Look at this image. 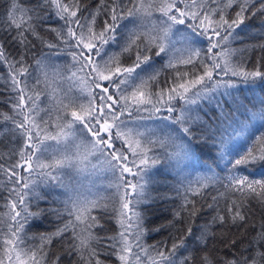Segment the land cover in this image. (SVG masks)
Instances as JSON below:
<instances>
[{"label": "snow or ice", "instance_id": "snow-or-ice-1", "mask_svg": "<svg viewBox=\"0 0 264 264\" xmlns=\"http://www.w3.org/2000/svg\"><path fill=\"white\" fill-rule=\"evenodd\" d=\"M45 3L52 5L56 15L64 21L63 28L51 30L56 32L65 50L71 49L68 55L75 71H71L67 78L79 84L81 92L88 96V104L77 106L74 100L64 103L56 100L53 94L50 97L53 107H41V94L34 91L35 86L30 88L28 84L32 74L25 63L24 54L19 59H11L4 45L0 44V63L8 65L9 86L16 94L10 101L14 115L5 116L4 119L11 120L13 125L8 132L22 141L18 152L14 153L19 159L10 167L0 164V174L12 186L9 189L12 199L7 205L10 223L0 239V247L5 251L8 264H42L46 257L45 245L37 250L21 247L22 233L29 219H38L41 215V212L30 211L29 194L40 198L35 193V181L30 178L39 175L44 181L65 187L63 170H83L84 163L90 157L98 160L102 157L101 167L110 171L116 181L118 208L113 210L117 213L121 231L118 238L109 239L113 241L111 254L117 257L120 264H143V261L148 264H194L193 253L207 245L213 236V227L223 225L226 215L217 211L199 227L197 234L192 222L200 209L185 195L182 204L173 212V219L186 222L188 226L182 230V235L174 238L171 248L164 250L163 247L156 249L153 246L155 255H152L149 248L140 243L144 229L143 215L139 210V206L149 199L146 186L151 178L150 173L161 163V156L153 153L152 146L165 149L169 160L195 158L213 137L207 131L199 137L194 134L191 123L200 121V117L190 115L193 111L190 106H199L201 101L211 102L220 89H225L222 96H231L228 90L236 88L233 81L215 77H242L244 82H248L249 78L253 82L256 79L264 81V71L259 68L248 71L242 66H234L230 59L232 50L228 47L230 41L238 37L236 29L244 24L245 13H264V0L259 7L250 4V0H127V4L123 0H112L111 5L101 0L96 12H90L88 17L78 16L81 10L79 0H45ZM234 4L239 11L234 19L229 20L225 10ZM101 10L107 19L103 28L97 31L96 16ZM17 11L22 13L19 19L15 16ZM31 12L21 8L14 0L12 11L8 13V22L16 29L12 39L25 51L30 44L28 35L42 39L34 27ZM156 12L159 16H154ZM174 34L181 37L182 47H176V41L172 39ZM202 41H207L203 56L202 50L196 47ZM110 45L118 46L120 53L109 55L106 46ZM46 46L49 49L57 48V44L52 42H46ZM254 47L264 50V44ZM122 53H134L135 59L129 66L120 64L118 57ZM153 56L161 61L166 58V63L156 68ZM41 63L37 61L38 66ZM179 65L191 66V72L177 70L171 86L152 91L154 84L158 86L163 69H177ZM35 83L38 85L40 81L37 79ZM181 101L183 104L178 109L177 104ZM216 105L223 109L228 101H217ZM162 111L167 115H158ZM53 112L56 113L55 119ZM141 112L148 115L133 116V113ZM125 114L134 122L158 120L160 123L154 128L140 123L129 127L128 121L122 119ZM259 118L264 120V112L259 114ZM77 125L80 126L79 134ZM141 128L144 130L141 131ZM158 132L164 133V136L161 137ZM256 139L261 145L259 151L250 148L234 163L230 162L233 173L241 165L264 161V133ZM116 141L121 142L120 147H117ZM225 143L222 138L221 158L225 156ZM169 145L176 150L167 153ZM212 178L197 180L198 186L195 188L189 184L185 193L202 195L203 189L208 187L205 181ZM227 179L225 187L229 191L239 192L242 196L254 194L264 199V180H249L246 176L235 174ZM212 199L213 203L208 207L215 209L217 197ZM107 207V204L96 200H80L70 195L65 201V211L70 219L41 239L51 244L53 239L71 232L68 254H79L83 260V252L87 251V264H102L91 243L97 239L92 229L99 226V220L92 211L98 208L106 210ZM53 211L57 217L61 216L59 211ZM225 211L233 225L240 222L243 226L246 215L241 204L232 200ZM235 243L232 241L233 245ZM253 243L264 248V224ZM257 257L264 260V252L257 251L256 255L245 258V264H257ZM0 264H5V260L0 259ZM201 264H211L207 255L201 257ZM226 264L239 262L233 259Z\"/></svg>", "mask_w": 264, "mask_h": 264}, {"label": "trees", "instance_id": "trees-1", "mask_svg": "<svg viewBox=\"0 0 264 264\" xmlns=\"http://www.w3.org/2000/svg\"><path fill=\"white\" fill-rule=\"evenodd\" d=\"M14 0H0V44L4 45L6 52L11 59H19L21 54L25 56V63L29 66L32 74L28 80L29 87H34V91L39 92L41 107L51 108L53 103L50 97L54 94L55 99L64 103L74 100L75 105L88 104V96L81 92L79 84L70 80L72 59L68 55L71 49L65 50L55 31L64 26V21L56 15V9L46 4L45 0H15L19 6L25 10H32L33 24L39 37L28 35L30 41L28 49L25 51L16 41L12 39L16 35V29L8 22V13L12 11ZM262 0H250V4L259 7ZM81 10L78 16L88 17L90 12H96L101 0H79ZM112 0H105V4L111 5ZM127 4V0H123ZM239 11L237 5L225 10L226 18H235ZM21 12H15L17 19L21 17ZM244 24L236 29L239 34L231 40L228 47L232 50L231 63L234 66H242L244 70L253 71L259 68L264 71V50L254 47L264 44V13L257 12L256 15L245 13ZM159 16V13H154ZM107 19L103 10L96 16L95 30L103 28L104 20ZM83 23V20H82ZM176 47L183 46L180 36L173 35ZM42 40L44 42H42ZM46 42L57 44V48L49 49ZM202 50V56L207 50V41H202L196 45ZM109 55L119 54L120 48L116 45L106 46ZM219 51V49H217ZM107 59V57H105ZM120 64L129 66L135 59V55L122 53L118 57ZM41 61V65H37ZM156 68H161L166 63V58L161 61L153 56ZM191 72V66L179 65L177 69H163L158 78V86L154 84L152 91H159L160 88H167L176 79V71ZM45 73L47 74L45 76ZM81 75H83L81 73ZM223 80H231L236 84V88L229 89L231 96H222L225 89H220L216 97L211 102L201 101L199 106L191 105L193 111L190 115L195 118L200 117V121H193L191 127L194 134L199 137L207 131L213 138L208 141V146L202 148L195 158L183 160H169L166 158L165 149L158 145L152 146L153 153L161 156V163L152 169L150 181L146 186V194L149 197L146 203L139 206L143 215L144 234L141 236L140 243L149 248L152 255H155L153 246L156 249L171 248L175 237L183 234V229L188 226L186 222L174 221L173 212L182 204L185 195L200 209V213L194 218L192 227L197 231L200 226L208 222L216 212L226 215L223 225L213 227V236L207 241L206 246H201V250L193 253L195 256L194 264H201V257L207 255L211 264H226L227 261L237 260L239 264H245V258L256 255L257 251L264 252V248L253 243L254 238L264 224V199L256 195L242 196L239 192L229 191L225 186L228 184V177L235 174L246 176L249 180H264V161L250 162L241 165L232 171V163L244 155L248 149L254 148L257 152L261 147L257 143V137L264 133V120L259 118V114L264 112V81L256 79L254 82L249 78L244 82L242 77L219 76L215 77ZM39 80L37 85L35 82ZM106 83V82H102ZM8 65L0 63V164L10 167L19 156L18 152L22 141L11 135L8 129L13 127L11 120H5V116H13L11 100L16 95L10 88ZM98 91V90H97ZM228 101V105L223 109L217 107L216 102ZM183 104L181 101L177 108ZM43 115V113H41ZM207 114V115H205ZM148 113H133V116H147ZM158 115H167L161 112ZM56 113H52L55 119ZM47 118V117H46ZM122 119L128 121V126L133 127L134 123H140L148 128H154L160 123L158 120H143L134 122L132 118L125 114ZM205 122L207 124L205 125ZM178 127V126H177ZM80 126L77 125L79 134ZM236 130L234 133L233 130ZM141 131L144 128L140 129ZM171 131V129H168ZM161 137L164 133L158 132ZM173 136L176 133H172ZM225 140V156L221 158L220 140ZM155 139V137H153ZM179 143V141H177ZM117 147L121 146L120 141H116ZM176 149L169 145L167 153H172ZM96 157H90L83 165V170L64 169L62 180L65 187H57L54 182L44 181L39 175H33L30 179L35 181V193L40 197L36 199L30 193L27 198L31 212H41L38 219H29L22 233L23 247L25 250H37L45 245V260L42 264H87L89 253L83 252V260L79 254L69 255L68 250L71 244V232L63 237L52 240L47 244L41 237L55 232L70 217L65 211V201L71 195L80 200H96L102 204H107V209H93L92 214L99 220V226L92 229V234L97 239L91 241L96 249L102 264H120V261L112 253L110 245L113 243L110 237H117L121 231L118 223L117 213L113 210L118 208L116 204V181L110 171L101 167L100 161ZM232 162V163H230ZM92 165H96L95 168ZM27 175L26 173H22ZM215 174V176H213ZM205 177H213L205 181L208 187L204 188L202 195H192L191 192L185 193V188L191 184L197 187V180ZM129 179H132L129 177ZM6 177L0 174V239L7 232L9 221L8 202L12 197L9 196V189L12 187L7 184ZM213 197H217L215 209H210L209 204L213 203ZM235 200L242 205V211L246 215L245 222H238L236 225L227 218L226 206ZM61 213L57 217L55 212ZM187 221V216H185ZM170 222H172L170 224ZM159 229V231H156ZM179 230V231H178ZM191 239V238H189ZM131 240V237H130ZM235 241V245L232 244ZM247 249V250H246ZM138 251V249H137ZM182 251V250H181ZM186 254V253H185ZM179 255V253H178ZM57 258L59 260L57 261ZM0 259L8 264L5 251L0 247ZM143 264H148L143 261ZM257 264H264V260L257 257Z\"/></svg>", "mask_w": 264, "mask_h": 264}]
</instances>
